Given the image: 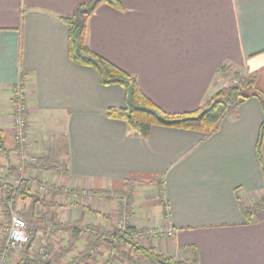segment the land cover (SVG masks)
Listing matches in <instances>:
<instances>
[{"label":"crops","instance_id":"0c3cea01","mask_svg":"<svg viewBox=\"0 0 264 264\" xmlns=\"http://www.w3.org/2000/svg\"><path fill=\"white\" fill-rule=\"evenodd\" d=\"M88 1L0 0V129L3 148L11 151L7 157L0 149L8 166L0 175L13 179L24 161L14 132V89L22 84L26 172L40 170L44 182L83 193H118L126 180H134L132 225L173 229V235L150 238L143 246L187 262H193L195 249V264H264V208L244 212L264 194L262 99L241 101L209 135L164 125H153L147 137L135 134L126 121L106 115L111 107H126V89L101 84L95 68L68 55L69 30L58 17ZM120 1L123 10L97 7L88 21L87 44L135 75L161 109L193 111L234 85L219 71L227 64L244 75L258 72L256 87L264 97V0ZM98 199L59 200L67 204L63 219H84L88 209L112 218L120 212L116 196L105 203ZM18 204V212L30 216L31 200L26 210ZM37 209L36 229L44 233L53 208Z\"/></svg>","mask_w":264,"mask_h":264},{"label":"trees","instance_id":"16d2710c","mask_svg":"<svg viewBox=\"0 0 264 264\" xmlns=\"http://www.w3.org/2000/svg\"><path fill=\"white\" fill-rule=\"evenodd\" d=\"M109 4L119 10L124 7L120 0H89L84 4L78 5L72 15L59 16L58 19L63 21L68 27V55L75 63L91 66L96 69L99 75L100 83L103 85L118 84L123 86L127 91L126 107L114 108L107 110L106 115L111 118L121 119L127 122L132 132L142 137H147L153 125H164L187 130H194L209 135L214 132L221 120L226 116L228 111L236 107L241 101L251 96H259L264 102L262 92L256 87L258 72L253 71L247 75L240 72L237 66L227 64L220 68V72L230 75L235 81L234 85L221 88L212 97L207 99L204 104L196 110L170 113L161 109L154 103L139 86L137 77L124 69L118 67L105 57L96 53L87 44L88 21L100 4ZM264 128V123L262 129ZM4 134L0 129V148L4 147ZM10 153L11 151L5 150ZM26 164L24 169L20 171L17 177H21L26 173ZM30 177L24 178L21 183L14 186L11 183L4 182L1 186L4 188L0 192V207L5 215H10L13 205L21 198L23 201L31 199L30 216L27 211L23 213L28 227L31 231V240L24 245L22 256L17 264H78L90 259V249H97L103 240H108L111 245V262L115 261L118 256H122L127 264H185L184 261H178L173 256L161 253L156 247H145L136 240L139 232L138 228L132 224H127L124 230L114 229L109 237L105 235L104 227L100 224H90V229L95 233L96 239L90 240L86 247L80 251L72 261L67 262V257L77 249V243L84 232L85 227L82 220H76L75 223L67 228L69 233L68 245H62L55 253L52 259H44L33 248L36 238V225L40 221L36 217V205L41 204L48 210L53 207H62L65 204L57 200H45L37 193L31 191ZM159 183V182H158ZM136 181L126 180L122 191L118 192L122 197L128 196L129 200L125 206H122L120 215H124L125 211L131 212L134 203V191ZM105 191H102L104 193ZM8 204L12 205L10 208ZM264 208V194L250 209ZM251 211V212H252ZM244 212L250 215L248 207H244ZM20 213V212H19ZM97 213V212H96ZM107 219L110 217L104 215ZM89 227V226H88ZM105 236L107 238H105ZM5 241L0 246V252L3 251ZM116 255L114 256L113 253ZM196 263V250L193 251V264Z\"/></svg>","mask_w":264,"mask_h":264},{"label":"rangeland","instance_id":"374dc122","mask_svg":"<svg viewBox=\"0 0 264 264\" xmlns=\"http://www.w3.org/2000/svg\"><path fill=\"white\" fill-rule=\"evenodd\" d=\"M237 82V81H236ZM235 83V81H234ZM49 134L52 136L53 138V134H54V131L49 128L48 130ZM15 132V131H14ZM48 134V135H49ZM2 150V153L4 154V156H7L9 157V153L6 152L4 148H0ZM27 151V150H26ZM28 152V151H27ZM27 158H30L29 156H27ZM30 160V159H28ZM36 162V161H34ZM7 163V162H6ZM5 163V158L3 156L0 157V172H2L3 168L6 169V167L8 168V166L6 165ZM21 163V162H20ZM5 173V172H4ZM42 171L38 170V172L36 171L35 173L33 172H26L24 173V176L25 178L26 177H30V187H31V191L34 192V193H37L38 195H40L42 198H45L47 199L48 201L49 200H57L58 202L62 203V204H65L63 203L62 201H59V200H72V202L74 201H77L78 199L79 200H84L85 198V202H93L91 201L92 199H98V203H102V202H106V200H102V199H105L106 197H111L112 195L113 196H116V199H118V202H119V206L116 205V203L114 204V208L122 209V206H125L127 201L129 200L128 196H125V197H122L119 195V193H108V192H89V191H85L84 193L78 189H74V188H71V189H63L61 185L59 184H53V183H46L43 181V175L41 174ZM8 176V175H7ZM21 176V177H22ZM10 178V177H9ZM18 179L19 177H13V179H8V177L5 176H1L0 175V182L2 180L6 181L7 183H11L13 184L14 186H17L19 185L20 183H18ZM38 184H47L48 187L50 188L49 190H41L38 186ZM40 190V191H39ZM60 192H63V195H67L63 198H58V194ZM60 195V194H59ZM106 195H109V196H106ZM162 196V201H163V204L165 205V198ZM31 200V199H30ZM79 202V201H77ZM19 203V204H18ZM108 203V201H107ZM20 205L22 206V208L24 210L28 209V206L24 205L25 204V201H23L22 199H19L16 203V205ZM16 205H13L12 209L11 210V206L10 204H8L9 208H10V215L7 216L5 215V218H3V220L0 222V227H1V232H0V238L5 241V245H4V249L2 252H4V250H6V261H5V264H13L14 262H16V260L14 259L15 257H17L18 259V262L20 261L21 259V256H22V249L24 246H20V247H17L15 249H12V248H8L6 247V240H7V227L11 224V220H12V216L13 214H19V215H22L23 212H18L17 210V206ZM254 206V205H253ZM251 206V207H253ZM30 207V206H29ZM44 206H42L41 204L38 203V205H36V208H38L37 210L39 211V213L42 211L44 212V209L43 208ZM65 207H67V204L65 206H62V207H53V210H52V215L50 214V216H48V219L49 221H47L45 224H46V230L45 232L43 233H38L37 231V234H36V238H35V241H34V244H33V248L34 250H36L44 259H52L55 257V253L57 252V250L60 248V246L62 245H68V241H69V233L67 231V228L72 225L73 223H75V221L77 220H71V221H65L63 218H64V213H65ZM86 208V207H84ZM249 208V212L252 213L250 207ZM88 209V208H87ZM86 213H89L88 218ZM94 214V215H100L98 217V220L97 221H94L93 220V215H90V214ZM116 215L114 218H112V215H110L109 213H103V212H97L96 211H92L90 209H88V211L85 212V216H83L84 219H80L82 218V215L79 216L78 220H82L83 222V226L85 227L84 229V232L82 233L81 237L83 236V241L80 242V240L78 241L77 245H78V248L82 247V250L84 249V247H86L87 243L90 241V240H95L96 239V235L95 233L90 229V224H100V225H103L104 227V232H105V235L107 237H109V235L111 234L112 235V232L114 231V229H119V230H124L125 226L127 224H132V215L134 214L132 209H131V212H127L125 211V214L124 215H120V212H115ZM45 213H42L41 215L44 216ZM104 215H108L110 218L107 219ZM85 220V222L83 221ZM89 226V227H88ZM161 228H156V227H148V228H138V233L136 235V240L137 242H139L141 245L142 243H145L146 240H149L150 238H158V237H163V236H159V235H155L154 232H157L158 230H160ZM164 229H167V228H164ZM105 236V238H107ZM165 236V235H164ZM80 237V239H81ZM85 242H87L85 245H83ZM3 244V243H2ZM1 244V245H2ZM38 247H42L44 248V251L42 252L41 250L38 249ZM109 249V251H108ZM81 250V251H82ZM100 250V252H98ZM2 252H0V263H1V259L3 257L2 255ZM80 251H78L76 249L75 252L71 253L70 255H68L67 257V262L69 261H72V259L79 253ZM13 253V254H12ZM111 245L110 243L108 242V240H103V242L101 243V245L97 248V249H90L89 251V254H90V264H108L106 262V259L107 261L109 262V264H126V261L124 260V258L122 256H118V258L114 260H112L113 262L110 263L111 261ZM113 253V252H112ZM114 256L116 255L115 253H113ZM11 256H12V259H11ZM99 260L97 263L96 261ZM17 262V263H18ZM15 263V264H17ZM185 264H193L192 260L189 262L187 261H184ZM73 264H78L76 261H73ZM144 264V263H143ZM146 264V263H145Z\"/></svg>","mask_w":264,"mask_h":264},{"label":"built area","instance_id":"2783aa9c","mask_svg":"<svg viewBox=\"0 0 264 264\" xmlns=\"http://www.w3.org/2000/svg\"><path fill=\"white\" fill-rule=\"evenodd\" d=\"M14 95L17 103L16 114L14 116L15 123V137L17 138L18 144L21 146V157L24 160L18 165L19 169H24L25 160L27 161L28 153L23 148L28 143V120L26 118L27 106H26V95L24 92V88L22 84L17 86L14 89ZM25 177L22 176L18 179V183H20ZM41 190H49L47 184H38ZM40 191V190H39ZM155 235L164 236V235H173V229H163L161 228L157 232H154ZM31 240V231L28 227L27 221L23 215L13 214L11 224L7 227V240L6 247H10L15 249L20 246H24ZM42 252L44 248L38 247ZM45 252V251H44ZM2 259L0 264H5L6 261V250L2 252Z\"/></svg>","mask_w":264,"mask_h":264}]
</instances>
